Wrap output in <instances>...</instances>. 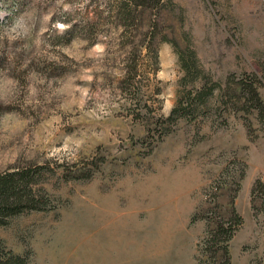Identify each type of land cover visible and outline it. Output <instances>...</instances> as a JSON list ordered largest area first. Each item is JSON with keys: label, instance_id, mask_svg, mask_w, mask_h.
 <instances>
[{"label": "rangeland", "instance_id": "374dc122", "mask_svg": "<svg viewBox=\"0 0 264 264\" xmlns=\"http://www.w3.org/2000/svg\"><path fill=\"white\" fill-rule=\"evenodd\" d=\"M261 107L264 0H0V176L22 199L4 249L216 264L204 234L238 216L231 264H264Z\"/></svg>", "mask_w": 264, "mask_h": 264}, {"label": "trees", "instance_id": "16d2710c", "mask_svg": "<svg viewBox=\"0 0 264 264\" xmlns=\"http://www.w3.org/2000/svg\"><path fill=\"white\" fill-rule=\"evenodd\" d=\"M129 18L130 14H127L122 20H128ZM149 35L151 36V38L149 37V42H151L153 41V33L149 32ZM121 38L129 40L128 37L121 36ZM150 44L151 43L145 45V47L140 45L137 47L139 50H141L142 47L149 50ZM121 45L122 47H126L125 43H121ZM154 63L156 65L158 63V54L156 50L154 52ZM254 78H257V75L256 77L254 75ZM240 91L245 96L256 98L260 106L261 98L259 93L256 91V89L252 88L251 84L241 85ZM261 108L264 109L263 107ZM13 178L14 175L10 174L0 176V226L6 224L7 218L21 212L22 199L18 193H16L17 187L13 185V181H11ZM235 219V225H232L233 223H227V228L220 227L216 230H208L204 234L202 243L205 246V249L203 250L214 255L216 264H231V258L228 251V242L232 239L237 228L242 224L240 217L237 216ZM210 243L213 245L209 247L208 245ZM213 246L215 247V250H211ZM0 264H26V262L22 257L6 252L2 241L0 240Z\"/></svg>", "mask_w": 264, "mask_h": 264}]
</instances>
